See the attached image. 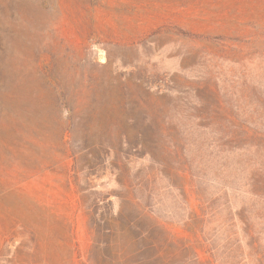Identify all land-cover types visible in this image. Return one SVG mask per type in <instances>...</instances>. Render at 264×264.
I'll return each instance as SVG.
<instances>
[{"label":"rangeland","instance_id":"1","mask_svg":"<svg viewBox=\"0 0 264 264\" xmlns=\"http://www.w3.org/2000/svg\"><path fill=\"white\" fill-rule=\"evenodd\" d=\"M262 140L264 0H0V264H220Z\"/></svg>","mask_w":264,"mask_h":264},{"label":"trees","instance_id":"2","mask_svg":"<svg viewBox=\"0 0 264 264\" xmlns=\"http://www.w3.org/2000/svg\"><path fill=\"white\" fill-rule=\"evenodd\" d=\"M137 138L140 139L139 134ZM262 141L264 142V140ZM257 151L260 152L261 149L258 148ZM251 177L247 191L251 198L249 202H244L242 213L239 214L242 236L235 231L238 225L232 222V218L235 216L230 211L227 212L220 225L212 229L217 233V236H214L215 239H222L225 243L224 259L220 264H230L238 260L239 263L246 261L244 264H264V169L260 167L252 170ZM216 221L218 222L217 219ZM212 222V219L209 220V224ZM136 226L141 229L138 224ZM156 227H159L156 223L150 229L145 227V231L139 234L134 242L137 254L142 250L143 254L139 256H143L145 264H160L162 261L163 240L158 235ZM237 235H240V240L236 238ZM240 241L246 242V250L242 249L245 245L240 244ZM194 258L196 259H193L195 264L203 262L197 253L194 254Z\"/></svg>","mask_w":264,"mask_h":264}]
</instances>
